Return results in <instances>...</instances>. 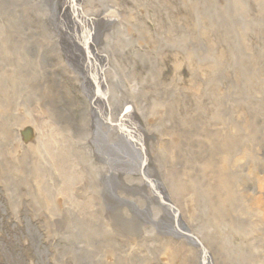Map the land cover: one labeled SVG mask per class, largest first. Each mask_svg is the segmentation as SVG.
<instances>
[{
	"label": "bare ground",
	"instance_id": "obj_1",
	"mask_svg": "<svg viewBox=\"0 0 264 264\" xmlns=\"http://www.w3.org/2000/svg\"><path fill=\"white\" fill-rule=\"evenodd\" d=\"M253 2L261 18L264 0ZM208 5L0 0V184L15 217L23 204L38 218L43 202L61 200L70 223L62 214L44 223L49 238L58 232L57 262L264 264V76L238 79L233 34L222 47L200 29ZM242 52L253 59L257 49ZM217 81L236 96L219 100ZM228 116L243 131L234 140L220 135ZM21 128L36 129L35 142ZM197 132L191 141L210 161H159L162 144ZM217 141L238 158L249 147L246 164L219 161ZM114 227L131 239H115Z\"/></svg>",
	"mask_w": 264,
	"mask_h": 264
},
{
	"label": "rangeland",
	"instance_id": "obj_2",
	"mask_svg": "<svg viewBox=\"0 0 264 264\" xmlns=\"http://www.w3.org/2000/svg\"><path fill=\"white\" fill-rule=\"evenodd\" d=\"M201 1V0H198ZM208 12L210 18V26L204 25L200 21V29L207 30L210 28L211 32H216L217 36L220 37L221 46L226 45L225 39L231 38V33L234 36L235 49L231 54L233 60L238 54L241 55V63L245 64L238 66L240 72H243V77H238L239 80L245 78V73H251L252 77L255 79L262 78L264 76V13L261 18L257 17V7L253 0H209ZM264 10V9H263ZM214 21V22H212ZM246 34V38L242 39V34ZM227 36V38H222ZM252 45L256 46V58L248 59L242 50L245 46ZM237 54V55H236ZM170 54L167 55V57ZM227 59L228 57L225 56ZM173 57L165 58V74L164 79H171L175 67ZM247 65V66H246ZM182 69L187 73L186 66L183 64ZM238 71V73H240ZM224 85L217 81L215 85V90L218 91V98H232L236 96V92L223 90ZM67 93L72 96L76 91V88H72L68 84L66 86ZM213 90L214 88L211 87ZM245 90V88H244ZM243 90V92H244ZM75 94V93H74ZM175 102H169L167 107L170 106L173 108ZM223 109V108H222ZM236 114V112H235ZM230 116V115H229ZM229 116L225 121H223V127L221 128L220 134L222 137L231 138L239 137L240 132H243L241 129L236 127L232 123H228ZM174 118V116H172ZM231 124V125H229ZM227 128V129H226ZM20 130H18V137L20 138ZM196 135L199 137V133H195L190 136H186L181 143L175 144H162L157 150L159 161H210L202 158L198 155L197 150V141L192 143L191 140H196ZM224 139V138H223ZM234 140V139H233ZM24 144V143H22ZM220 144V150L217 147L216 153L219 161H238L243 157V163L246 164L244 158L249 150V147L245 148V152L242 154L240 152L239 158L235 153V150L225 151L226 154L222 153L221 141L216 143ZM219 146V145H218ZM213 145L207 142L206 150L211 151ZM247 149V150H246ZM12 151V150H11ZM46 153V152H45ZM251 153V152H250ZM50 155L41 156L43 160H50ZM182 157L183 159H181ZM253 158V156H251ZM11 158V156H9ZM208 159V158H207ZM254 159V158H253ZM252 159V160H253ZM251 163L254 164L255 161ZM48 163V161H46ZM18 163V162H13ZM23 173H28L29 178L34 175L33 168L29 164V171H24ZM227 174H233L234 172L230 170L226 172ZM247 170L244 171L243 175L240 178H244ZM27 178V176H25ZM35 186V185H34ZM57 194L58 190H56ZM10 191L7 186L0 184V264H61L57 262L55 257L51 256L52 249V236L50 238L48 235V230L46 227L47 224H44L48 218L52 215L62 214L64 222L66 220L70 223V218L67 216V210L64 209L59 203L60 199H56L53 202L51 200L50 207L49 202H43L39 206L38 218L31 214L29 207L23 204V207L19 209V215L17 217L13 216L10 210ZM13 200V199H12ZM25 199L22 200L24 203ZM58 207V208H57ZM72 220V218H71ZM63 230V222H62ZM112 235L117 240H124L127 236V233L118 227H114ZM65 231V227H64ZM52 233L53 234H57ZM131 239V238H130ZM14 263H13V261ZM62 264H74L71 259L62 262ZM77 264H79L77 262ZM257 264H263L258 262Z\"/></svg>",
	"mask_w": 264,
	"mask_h": 264
},
{
	"label": "water",
	"instance_id": "obj_3",
	"mask_svg": "<svg viewBox=\"0 0 264 264\" xmlns=\"http://www.w3.org/2000/svg\"><path fill=\"white\" fill-rule=\"evenodd\" d=\"M20 139L24 141L25 143H28L30 141L35 142L36 140V129L34 130L33 128L30 131H27L26 128H21L20 131Z\"/></svg>",
	"mask_w": 264,
	"mask_h": 264
}]
</instances>
